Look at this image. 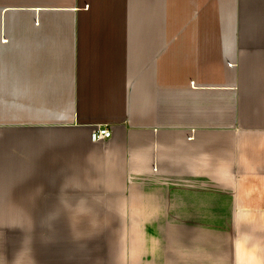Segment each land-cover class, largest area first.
I'll return each instance as SVG.
<instances>
[{"label":"crops","instance_id":"0c3cea01","mask_svg":"<svg viewBox=\"0 0 264 264\" xmlns=\"http://www.w3.org/2000/svg\"><path fill=\"white\" fill-rule=\"evenodd\" d=\"M1 216L0 264H264V0H0Z\"/></svg>","mask_w":264,"mask_h":264},{"label":"rangeland","instance_id":"374dc122","mask_svg":"<svg viewBox=\"0 0 264 264\" xmlns=\"http://www.w3.org/2000/svg\"><path fill=\"white\" fill-rule=\"evenodd\" d=\"M211 218H215V217H211ZM26 222V217H5V216H1L0 217V224L5 226V227H8V228H11V229H15V227H19V225H22ZM16 225V226H15ZM19 228H22V227H19ZM18 228V229H19ZM11 234H20L22 236L25 237V232H17L16 231H10V233L8 232V235H9V239L14 237L15 239V236L11 235ZM18 237V236H17ZM19 239H21V236L18 237Z\"/></svg>","mask_w":264,"mask_h":264},{"label":"built area","instance_id":"2783aa9c","mask_svg":"<svg viewBox=\"0 0 264 264\" xmlns=\"http://www.w3.org/2000/svg\"><path fill=\"white\" fill-rule=\"evenodd\" d=\"M91 136L94 141L109 139L112 137V131L108 127H98L92 132Z\"/></svg>","mask_w":264,"mask_h":264}]
</instances>
